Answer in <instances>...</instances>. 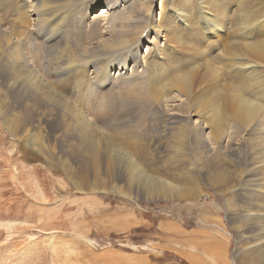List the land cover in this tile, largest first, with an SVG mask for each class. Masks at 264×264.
I'll list each match as a JSON object with an SVG mask.
<instances>
[{"label":"rangeland","instance_id":"374dc122","mask_svg":"<svg viewBox=\"0 0 264 264\" xmlns=\"http://www.w3.org/2000/svg\"><path fill=\"white\" fill-rule=\"evenodd\" d=\"M42 1L0 0V36L11 38L0 53V220L15 221L0 225V264H264V161H255L264 111L246 120L218 94L231 83L264 107V55L242 44H264V0H152L150 11L151 0H118L99 19L108 0H75L67 15ZM146 21L139 43L111 68L103 56L85 59L100 38L132 37ZM177 33L186 42L166 36ZM68 38L83 59L61 55ZM226 39L232 51L209 72L203 59ZM15 43L24 51L18 67L57 103L17 86ZM190 67L187 90L169 82ZM68 107L102 125L111 143L134 142L135 170L161 173L173 192L151 196L104 166L102 184L78 188L74 171L91 152L64 127L74 121ZM184 120L201 134L195 150L177 141Z\"/></svg>","mask_w":264,"mask_h":264},{"label":"bare ground","instance_id":"6f19581e","mask_svg":"<svg viewBox=\"0 0 264 264\" xmlns=\"http://www.w3.org/2000/svg\"><path fill=\"white\" fill-rule=\"evenodd\" d=\"M117 1L118 0H110V1L108 0L107 2L110 3L106 2V4L102 6L101 13H99L98 11L97 17L95 19H99L104 15L106 16L107 13H109L112 9H114V6H116ZM74 2L75 0H59V1L45 0L42 1L40 5L52 6L51 8H54L55 11L61 9V12L67 15L68 11L62 9L66 7L69 8L71 6V3L75 4ZM153 2L152 0L148 2L149 5V7H147L148 11L152 9L151 6L152 4H154ZM178 14H180V12H178ZM148 16L150 17L151 15L148 14ZM178 17L183 19L182 15H178ZM24 23H28V21L24 19ZM148 24H149L148 21L143 23L140 26V30H136V32L132 34V37L120 35L117 38L116 37L100 38L97 42L98 44L92 47V49L85 56V59L88 56H93L94 59L95 57L102 58L103 56L104 58L108 59V61H106L107 63L104 64L107 65L108 68H111L118 62L116 60V55L120 56V54H123V52L128 50L129 47L133 48L139 43V41L141 40L140 34L144 33L143 31H145V28L148 26ZM44 32L46 33V35L45 34L44 35L45 37H47V39L53 36V34L50 31H44ZM17 33L21 34V31H17ZM69 35L70 32L66 35V37H68ZM166 36L167 38L174 37L175 41L178 43H183V41H185L182 39L180 34L178 35V33L176 34V36L174 34L171 35L167 34ZM180 39H182L183 41H181ZM10 40L11 38L5 34L0 36V53L3 54L4 43L8 44ZM225 41L226 42L222 50H220L215 54L213 53L212 55H209L207 58L203 59L202 61L204 62L203 66H206L209 72L211 71L214 73L216 72L217 67L219 65L217 62L218 60L217 58H220L219 56L221 54H226L227 52L232 51L231 46L235 41L234 40L232 41L230 39H226ZM242 44L247 49L252 51V54L254 52H257L258 54L255 57H261L264 55L263 42L259 40H257L256 42L244 41ZM130 48L129 50H131ZM23 52H24L23 47L19 43H15L9 49V55L11 57L10 59L12 60L10 62V66L14 73L12 74V76L15 80H17V86L21 88H29L30 95L33 97L38 94L41 95L42 99H44V102H46L48 105L57 103L58 102L57 100L59 99L55 98L53 94L42 88L41 86L43 85L42 81H39L38 83L34 82V74L32 70L28 69L25 65H23L22 68L18 67L16 62L22 63L21 61L23 58ZM67 53H69L68 54L69 63L84 58L82 53L80 54V50L78 48L72 49V45L69 43V38L67 39L66 45L63 47L61 55H65ZM203 54L205 55V53ZM126 56L128 57V55H124L123 57H121L123 59L122 60L123 62L120 63L121 64L120 66H122V68H124L126 65V58H127ZM148 64L150 65L151 68L152 67L151 61H149ZM104 75H105L104 77L99 76L100 77L99 81L101 82L100 84H104L109 80V77L107 76V70H105ZM194 75H195V68L190 67L188 69L183 70L182 72L172 75L169 79V82L176 84L179 87L187 90L193 83L192 77ZM218 94H222L226 98V100H228V104L230 106V109L233 111V113L239 114L242 117L244 116V119L246 120H251L253 117L258 115V113L264 111V107L260 103L243 97L239 91L234 89V86L231 83H221L218 87ZM68 111L71 112V117L73 118L74 121L71 122L69 120H66L64 127L68 130H72L70 131V133L76 134L77 137L81 139L80 146H83L85 149H89L91 152L89 155L85 156L90 158V162L84 163V166L74 171L75 176L73 177H75V184L77 185L78 188L93 189L94 187L93 182H95L97 185L98 183L102 184L105 178L104 177L105 175L103 176L102 174V167L104 166L108 174L115 176V178L119 177L122 180L126 179L127 182L136 185L137 187L136 190L138 188H142L147 194L151 196H160V195L163 196L165 194L167 195V193L173 192L172 191L173 188H170L169 187L170 185L167 184L169 183L168 182L169 179L166 178L168 179L167 181L163 176L160 175L161 173L157 174V172L148 170L146 168L140 172L135 170L137 164L134 162L131 155L128 153V148H137L135 147L134 142L133 143L126 142L124 144L123 142L117 141L116 143H111V140L107 139V135L105 134L102 125H98V126L91 125L90 121L83 116L82 112L75 111L73 107H68L67 112ZM188 122L189 120H184L178 127L179 131L177 133V141H179V143L181 144L180 147H183L186 151H191L193 149L195 150L196 147H198L196 144L199 141H202V139L201 140L199 139L201 134L197 132L196 128L193 125H188ZM190 130L194 131L195 138L192 139L195 140V143L190 142L189 140L190 137L188 138V136H190L189 135ZM193 131H191L192 134ZM133 134L136 135L134 132ZM255 141L258 142V145L261 148L259 154L261 156H257L258 159L255 160L256 163L258 164V165L256 164L257 167L259 166V162L262 163L264 161L263 135H259V139ZM260 168L264 169V164H261ZM225 175L222 176L221 180L226 179ZM261 177H263L262 179H264V172ZM261 181L262 180H257L255 184ZM170 182L172 181L170 180ZM182 190H184V193L187 192V189L185 188ZM14 224L15 221L12 219L0 220V225L7 227V229L13 227ZM259 260L261 262H264V248H262V251H260Z\"/></svg>","mask_w":264,"mask_h":264}]
</instances>
